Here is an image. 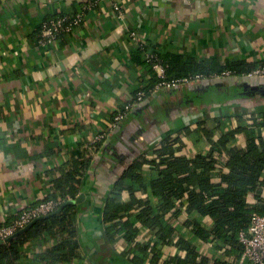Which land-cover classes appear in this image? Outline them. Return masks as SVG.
<instances>
[{
    "label": "crops",
    "instance_id": "crops-1",
    "mask_svg": "<svg viewBox=\"0 0 264 264\" xmlns=\"http://www.w3.org/2000/svg\"><path fill=\"white\" fill-rule=\"evenodd\" d=\"M0 0V226L11 224L26 208L33 207L53 191L54 179L73 158L92 160L81 179L77 203L81 257L63 264H135L128 254L131 245L124 233L111 239L104 220L105 199L112 184L139 156L151 157L153 149L169 135L184 140L189 157L207 153V137L195 132L199 122L214 121L224 131L249 126L264 112V98H247L227 105L188 106L177 90L144 100L135 115L114 125L113 117L134 90L152 79L146 67L135 65L132 55L139 40L161 49L199 59L244 60L264 63V0ZM120 6L119 11L115 5ZM81 13L83 20L72 32L61 34L54 43H41L39 30L48 16ZM261 79V78H260ZM233 85L236 78L215 76L209 84ZM258 85V81L253 83ZM252 84V85H253ZM184 99V100H183ZM141 112V113H140ZM187 128L191 130L188 134ZM217 128L214 137L219 138ZM100 134L104 137L92 143ZM232 146L245 147L248 134L237 131ZM264 138V125L256 128ZM144 174L151 173L149 165ZM227 169L217 166L213 181ZM77 195V196H78ZM137 199L159 197L137 190ZM130 200V192L122 193ZM171 218L182 226L189 214L186 205ZM139 208L131 212L136 214ZM210 229V215H193ZM137 240L147 243L152 230L132 218ZM205 264H251L235 252L225 251L213 239L194 241ZM50 241L47 246H52ZM30 250L19 264H44L35 260L41 248ZM42 248H45L43 246ZM162 258L186 253L176 244H163ZM149 251L142 264H150Z\"/></svg>",
    "mask_w": 264,
    "mask_h": 264
},
{
    "label": "trees",
    "instance_id": "trees-1",
    "mask_svg": "<svg viewBox=\"0 0 264 264\" xmlns=\"http://www.w3.org/2000/svg\"><path fill=\"white\" fill-rule=\"evenodd\" d=\"M90 1L93 6L100 2ZM62 15L48 16L45 20ZM42 27L43 23L39 40L42 38ZM61 34L64 33L61 32L57 40ZM148 54H155L157 59L148 60ZM132 62L148 68L152 79L144 88L132 92L133 100L140 91H146L147 94L124 114L120 125L126 122L130 114L135 115V106L139 107L144 100L149 99L150 89L160 81L152 67L153 62L164 66L168 78L202 75L200 79L174 89L183 94L184 104L189 103L188 106L230 105L243 103L247 98H264V92L254 89L256 85L253 84L259 82L261 77L248 75L258 66L244 60H230L224 65L217 56L199 59L194 55L166 51L150 42L143 46L137 45ZM228 70L231 71L229 76L236 78L238 83L209 84L212 78ZM126 103L119 111L124 110ZM252 120L249 126L237 130L248 134L245 147L231 145L237 131H224L221 122L220 126L212 120L208 124L199 122V128L195 131L197 136L200 139L204 134L212 147L206 154L199 152L193 157L184 153L182 137L166 135L160 146L153 149L151 157L139 156L112 184L109 196L105 199L106 230L113 240L118 233H124L127 243L131 245L128 254L131 262L142 264L151 251L154 256L150 264H205V258L199 254L194 243L197 238L213 239L225 251L242 255L240 230L248 227L254 214H264V138L256 135V128L264 125V112L256 113ZM218 127L222 129L221 135L215 138ZM186 132L189 134L191 130L187 128ZM96 142L98 146L102 144L101 141V144ZM91 164L90 159L73 158L62 169L61 175L54 179V191L42 201L57 200L58 209L65 200L77 197L82 176ZM146 164L151 167L148 175L143 170ZM217 166L227 169L223 170L218 182L213 181L211 176ZM125 190L130 192V200L123 199ZM137 190L159 197V203L153 206L149 198L137 199L134 195ZM180 205H186L189 217L182 226H175L171 218L180 215ZM133 208H139L134 215L131 212ZM195 213L210 215L213 219L211 228H203L201 219L193 216ZM132 218L137 219L143 228L154 232L152 240L147 243L137 240L138 231L132 225ZM78 219L77 204H67L57 213L36 221L27 231L0 244V264H19L33 250L28 247L30 242L41 248L34 256L36 261L44 264H63L80 258ZM52 240L55 244L46 247ZM163 244H176L186 254H176L164 260L161 250Z\"/></svg>",
    "mask_w": 264,
    "mask_h": 264
},
{
    "label": "built area",
    "instance_id": "built-area-1",
    "mask_svg": "<svg viewBox=\"0 0 264 264\" xmlns=\"http://www.w3.org/2000/svg\"><path fill=\"white\" fill-rule=\"evenodd\" d=\"M93 6V4H90ZM115 8L119 11L120 6L115 5ZM83 15L81 13L74 15H62L59 17L49 18L44 20L42 27L41 43L49 44L54 43L57 40L58 35L63 33H70L74 31L82 22ZM131 38L134 41H138L140 46L145 45L144 41H140L136 32H131ZM146 58L150 61L157 59L156 55L148 54ZM153 69L156 70L160 81L150 89V96L158 91H162L165 88H176L194 79H200L202 75H189L181 78H168L165 74V68L158 62H153ZM231 71H225L223 75H230ZM249 76H256L264 78V63L257 68L253 69ZM147 92L140 91L137 97L133 100V96L127 101L124 110L118 111L114 117V125H117L123 118L124 114L129 111L137 102L142 101ZM104 134H100L92 139V143L102 139ZM59 206L57 200H45L37 205L26 208L19 216L9 225L0 226V240H6L8 237L16 233L18 230L24 228L35 218L41 215H47L52 213ZM240 243L243 246V253L241 255L242 261H247L251 264H264V214H254L251 222L247 228L240 230L239 233Z\"/></svg>",
    "mask_w": 264,
    "mask_h": 264
},
{
    "label": "water",
    "instance_id": "water-1",
    "mask_svg": "<svg viewBox=\"0 0 264 264\" xmlns=\"http://www.w3.org/2000/svg\"><path fill=\"white\" fill-rule=\"evenodd\" d=\"M174 89H175L174 87H172V88H165V89H163L162 91H158V92H156L155 94H153L152 96H150L149 99L155 98V97H157V96H159V95H161V94H163V93H165V92H170V91H172V90H174ZM254 89H258V90L264 92V78H261V79L259 80L258 85H256V86L254 87ZM85 197H86L85 193H80V194H79L77 197H75V198H70V199L65 200V201L60 205V207H59L57 210L53 211V212L50 213V214H47V215H41V216L35 218V219L32 220L29 224H27L24 228L18 230L16 233H14V234L11 235L10 237H8L6 240H0V244L3 243V242H5V241H10V240H12L13 238H15L16 236L20 235L21 233L27 231V230H28V229H29V228H30V227H31L36 221H38V220H40V219H42V218H46V217H48V216H50V215H52V214L57 213V212H58L59 210H61L65 205H67V204H77V203L82 202V201L85 199Z\"/></svg>",
    "mask_w": 264,
    "mask_h": 264
}]
</instances>
